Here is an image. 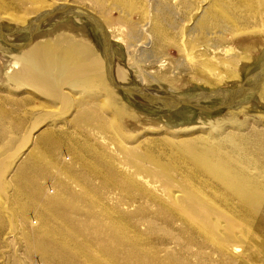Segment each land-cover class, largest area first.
<instances>
[{"label": "bare ground", "instance_id": "obj_1", "mask_svg": "<svg viewBox=\"0 0 264 264\" xmlns=\"http://www.w3.org/2000/svg\"><path fill=\"white\" fill-rule=\"evenodd\" d=\"M0 40V195L28 220L27 251L46 264H184L170 245L160 254L173 243L264 264V123H249L264 107V58L250 70L264 0H0ZM181 74L213 90L179 92ZM118 89L161 129L123 132ZM185 108L235 109L186 126L171 119ZM6 163L21 164L13 186ZM42 180L57 183L40 202Z\"/></svg>", "mask_w": 264, "mask_h": 264}, {"label": "rangeland", "instance_id": "obj_2", "mask_svg": "<svg viewBox=\"0 0 264 264\" xmlns=\"http://www.w3.org/2000/svg\"><path fill=\"white\" fill-rule=\"evenodd\" d=\"M37 17H38V15H35L34 17H32L31 21ZM83 21H85V20H83ZM83 25L86 28L88 27L86 29L88 31L87 32L88 39H90L91 45H93L92 47H94V50H97V52H98L99 51L98 50V40H97V38L93 32L92 26H90V24L86 21H85V24H83ZM2 30L4 32L12 31V29L6 28V27L4 28L3 26H2ZM81 36H82V34H80V37ZM80 37H78V38H80ZM82 37L85 40H87L86 34H85V36H82ZM81 40H82V38H81ZM110 43L114 46L112 51H114L113 53H114L115 57L118 60L126 63L127 62V52H126V49L123 46V44L122 43L119 44V42H117V43L110 42ZM7 48H10V46L8 44H6L4 41L0 40V53H4V50ZM11 51L12 50H8V53ZM262 53L263 54L261 56H258L256 63H255V66L250 67V70H252L259 63H261V61L264 58V51ZM12 62H13L12 60H8V63H6L8 66L6 68H8L9 66H12ZM248 68H249V66L242 69V74L240 76L241 79L244 80L245 77L247 76V74L250 72V70ZM247 71H248V73H247ZM179 77H180L179 82L177 84H174V87L181 88V89H179V92L194 93L196 91H201V90L202 91L205 90L207 92H209L210 90H213V88H210L205 83L189 82L190 77L185 76V74H181V75H179ZM0 83H3V82H0ZM118 91H119L120 95L118 94L119 97H116L115 102L119 106V109L121 111H119L120 115L118 116L117 122L119 123L123 132H125L127 134H139L140 132H145L150 128L161 129V128H159L160 124L158 122H155L154 124H149L148 118L145 119V116L143 114H140V109L137 108L136 106L132 105L126 99L124 94L119 89H118ZM30 103H33V102H30ZM218 103L219 102L211 101L210 103L208 102L207 104H204V106L208 107V109L211 110V108L212 109L215 108L218 105ZM233 109H235V108H232L230 110H226V109L215 110L212 113L209 112L206 114H199V112L197 113V111H195V110H189V109L185 108V109L181 110V112H180L181 115L179 114V115L175 116V118H171V119H175L176 122H178V123H186L185 125L187 126L188 124L195 122L198 118L201 119V121H211V120H217L220 118H226V119L231 118V117H233L232 115L234 114V113L230 114ZM236 111H238V110H236ZM235 113H237V112H235ZM250 114L255 118L252 120L248 119V120H250L249 123H251L255 126H259L260 124L264 123V121H263V119H264V107L257 106V108H252V111ZM258 115H260V116H258ZM235 116L234 117L236 118V120L238 119L237 121H239V122H245L246 118L248 117V115L246 116L245 114H239V113H238V115L236 114ZM261 118H262V120H259ZM248 120H246V121L248 122ZM171 125L176 126V124H174V123ZM177 125H179V124H177ZM199 125H201V124H199ZM199 125H197V126H199ZM207 125L204 124V126H200V127H205ZM40 130L42 131V128ZM40 130H38V132L35 134V136L37 135L36 138H38L41 135ZM12 147H11L12 148L11 150H13L15 148V146H12ZM22 162H24V160ZM6 164H5V166H6L7 170L9 171L10 175L5 177V182H6V178H7V184L13 186L14 174H15V172L16 173L20 172L19 166L21 164L20 163L17 165L12 164V163H9V164L6 163ZM11 167H13V168H11ZM73 167H75V166L73 165ZM10 170H11V172H10ZM55 183H57L55 180H50V181H43L42 180V181H40V188H41L40 202H43L42 200H44L43 195H44L45 185L52 186V187L55 185V187H56ZM42 184H43V186H42ZM71 184L73 185V183H71ZM9 194H11V193L8 192L7 196L0 195V212H2V213H0V215H1L2 220H3V224L0 227V264H46L45 261L41 257H39L38 255H36L33 252H29L26 250V248H25L26 246L24 245V237L27 239H31L33 237L32 236L33 235L32 229H30V227H29L28 220L25 221L23 219H20V217L17 216L18 214L15 215L16 213L13 215H10L11 214L10 209L12 208V202H11V198L9 197L10 196ZM108 195H111V194H109V192H108ZM113 197H115V195H113ZM109 199L110 198H107L105 200L109 201ZM29 216H30V218L28 217L29 220H33V218H35L36 215H34L32 213ZM137 218H139V217H137ZM142 230H143V228H142ZM35 231H36V229H35ZM157 237L158 236H156V235H151V239L153 241H155V238H157ZM169 245L171 246L170 248H169ZM180 246L183 248L182 244L177 245V244H173V243H169L167 245V248H165V246H162V245H158L157 247H160L159 248L160 254H162V255H164V250L169 248V250L171 251L170 252L168 250L170 252V254L171 255L175 254L176 256H178L180 258V261L184 264H195V263L196 264H214L215 263L214 260L215 259L217 260L216 254L213 252H210L209 257H205V254H203V256H202L203 259L202 258H194L195 257L194 255L196 254L195 253L196 249H199V248H197L196 246H193L192 252L186 254V253H184V251H182L183 250L182 248L180 249ZM179 249H180V251H179ZM208 252H209V250H208ZM26 253H28V254H26ZM160 254H159L160 258L163 257ZM187 255H189V256L192 255V256L189 257ZM211 257L214 259H212ZM201 259H202V261L205 262V260H206L207 262L204 263V262L200 261ZM183 260H185V261L183 262ZM208 262H210V263H208ZM250 263L260 264L259 260H257V259H252V261ZM215 264H218V263H215Z\"/></svg>", "mask_w": 264, "mask_h": 264}, {"label": "water", "instance_id": "obj_3", "mask_svg": "<svg viewBox=\"0 0 264 264\" xmlns=\"http://www.w3.org/2000/svg\"><path fill=\"white\" fill-rule=\"evenodd\" d=\"M83 13H84V12H83ZM81 15H82V16L84 15L83 17L86 16L85 14H81ZM224 104H225L226 106L228 105V104H226V103H223V104L221 105L223 108L226 107Z\"/></svg>", "mask_w": 264, "mask_h": 264}]
</instances>
